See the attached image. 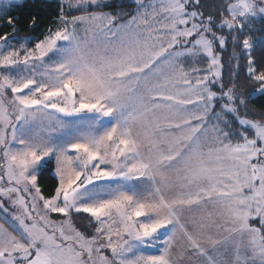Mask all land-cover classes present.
<instances>
[{
  "label": "snow or ice",
  "instance_id": "6c2138e0",
  "mask_svg": "<svg viewBox=\"0 0 264 264\" xmlns=\"http://www.w3.org/2000/svg\"><path fill=\"white\" fill-rule=\"evenodd\" d=\"M17 3L0 0L8 26ZM127 6L61 0L42 38L0 35V264H264V117L247 111L264 0ZM229 41L247 99L223 80Z\"/></svg>",
  "mask_w": 264,
  "mask_h": 264
},
{
  "label": "trees",
  "instance_id": "16d2710c",
  "mask_svg": "<svg viewBox=\"0 0 264 264\" xmlns=\"http://www.w3.org/2000/svg\"><path fill=\"white\" fill-rule=\"evenodd\" d=\"M112 4H124L125 7H105L102 9V13H130L132 8L127 6L129 0H110ZM223 0H201V11L204 12L205 16L212 15L218 16V9ZM60 13V1L59 0H24L17 4L8 15L11 17L18 18L13 26L7 25V18L0 22V35L8 34L10 37L15 36L17 38L31 37L33 40L42 38V33H46L49 28H52ZM36 18V23L39 27L34 30L31 28L32 18ZM12 27L17 30L15 33L12 31ZM256 28H260L261 25L257 23ZM256 45L253 50V56L257 62V66H260L261 62H264V42L261 40V35L256 34L254 37ZM233 49L231 42L229 41L226 49L222 50L221 60L223 64L222 75L226 85H231L233 82L236 85L237 94L248 98L249 93L256 87L254 83H251L247 79L246 66L247 61L241 58L239 60L240 67H235L236 61L232 56ZM237 73V75H232ZM247 111L249 118H255L257 120L264 117V97H257L251 99L247 104ZM54 168L41 177V187L44 190L45 195H48L55 185V180L52 176ZM77 227L83 229L86 226V221H76Z\"/></svg>",
  "mask_w": 264,
  "mask_h": 264
},
{
  "label": "rangeland",
  "instance_id": "374dc122",
  "mask_svg": "<svg viewBox=\"0 0 264 264\" xmlns=\"http://www.w3.org/2000/svg\"><path fill=\"white\" fill-rule=\"evenodd\" d=\"M24 0H18V3L17 4H19V3H21V2H23ZM60 1V3H61V0H59ZM110 0H108V2H109ZM9 13H7V15H8ZM103 14H111V13H103ZM7 18V16H0V22H2V21H4L5 19ZM58 23V20L56 21V23L54 24V26L52 27V28H54L55 26H56V24ZM16 39L17 40H23L24 38H17L16 37Z\"/></svg>",
  "mask_w": 264,
  "mask_h": 264
}]
</instances>
